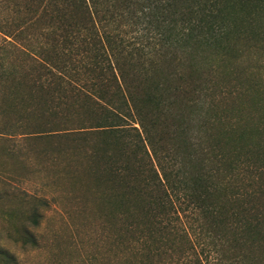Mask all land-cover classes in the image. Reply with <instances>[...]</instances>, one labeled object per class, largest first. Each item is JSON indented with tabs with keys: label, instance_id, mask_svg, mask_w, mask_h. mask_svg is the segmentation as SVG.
<instances>
[{
	"label": "trees",
	"instance_id": "1",
	"mask_svg": "<svg viewBox=\"0 0 264 264\" xmlns=\"http://www.w3.org/2000/svg\"><path fill=\"white\" fill-rule=\"evenodd\" d=\"M263 37L264 0H0V135L87 160L107 264H264V87L218 83Z\"/></svg>",
	"mask_w": 264,
	"mask_h": 264
},
{
	"label": "rangeland",
	"instance_id": "2",
	"mask_svg": "<svg viewBox=\"0 0 264 264\" xmlns=\"http://www.w3.org/2000/svg\"><path fill=\"white\" fill-rule=\"evenodd\" d=\"M233 43L237 50L219 62L218 83L226 90L249 88L250 94L241 96L248 103L256 93L251 88L264 87V37ZM221 97L227 106L230 97ZM22 100L28 103L30 96ZM15 117L4 120L7 133L0 135V264L8 263L7 255L15 257L8 264L109 263L114 220L105 202L92 194L94 179L78 175L87 160L55 159L56 143L9 135ZM34 206L41 219L30 230L38 245L23 246L22 230Z\"/></svg>",
	"mask_w": 264,
	"mask_h": 264
}]
</instances>
